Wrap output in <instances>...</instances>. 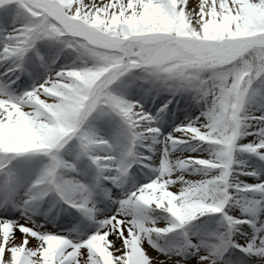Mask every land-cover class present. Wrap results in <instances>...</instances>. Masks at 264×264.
Segmentation results:
<instances>
[{"label":"snow or ice","instance_id":"1","mask_svg":"<svg viewBox=\"0 0 264 264\" xmlns=\"http://www.w3.org/2000/svg\"><path fill=\"white\" fill-rule=\"evenodd\" d=\"M238 153L264 161V0H0V264H264Z\"/></svg>","mask_w":264,"mask_h":264},{"label":"rangeland","instance_id":"2","mask_svg":"<svg viewBox=\"0 0 264 264\" xmlns=\"http://www.w3.org/2000/svg\"><path fill=\"white\" fill-rule=\"evenodd\" d=\"M167 98V94H162L160 100L158 99L154 104H152V109L153 111L155 110V108L159 107V104L161 103L162 99H166ZM179 100V103L176 102V100H173V103L169 105V111L166 112L163 115V120L161 122V131L162 132H167L171 129V127H174L176 123L179 122L180 119L184 118V112L181 111V109L185 106L186 101L180 100L179 98H177ZM148 103H152L151 97H149ZM147 106V105H146ZM158 155V154H157ZM237 160L241 161V163H239L238 165H236V167L238 168V173L235 175L234 177V181L236 183H240V184H252V183H257L259 182L260 179H264L263 178V169L261 166V162L264 161H259L258 162H253L250 159H245V157L241 154H237ZM155 159V157H154ZM135 167V166H134ZM255 171L257 173L256 176L253 175H247V174H240V172L243 173H248V172H252ZM144 173L147 174L148 170L144 169ZM145 179L144 176H141V181L143 182V180ZM239 179V180H238ZM246 193H237V196L240 197H245ZM227 211L229 212V214L234 215V216H240L242 215V208L240 206L237 205H230L227 209ZM257 212H259V210H257ZM259 215L261 217H264V212H259ZM213 221L212 227H216L217 223L219 221V216H211L210 217ZM192 224H196L197 226V221H193ZM245 229H252L251 227H249L248 225H244ZM236 252H238V254H241V251L239 249H235ZM254 257H249L246 258L244 261H249V260H254Z\"/></svg>","mask_w":264,"mask_h":264},{"label":"bare ground","instance_id":"3","mask_svg":"<svg viewBox=\"0 0 264 264\" xmlns=\"http://www.w3.org/2000/svg\"><path fill=\"white\" fill-rule=\"evenodd\" d=\"M198 2V0H197ZM71 57H69L70 59ZM64 59V57L62 56L61 57V60L58 61V63L62 62ZM145 87H147L145 85ZM132 91H136L135 88L132 89ZM161 96H157L156 97V101L159 99L160 100ZM180 100H183L185 101L184 98H179ZM238 154H241L245 157V159H250L253 161V162H258L260 163V160L258 157H256L255 155L253 154H250V153H238ZM261 166H262V169L264 170V162H261ZM249 173V172H248ZM263 175V178H264V171L262 173ZM239 180V179H238ZM244 198H247V199H250V200H255V199H259V194L257 193H246L245 194V197ZM256 213H253V215H255ZM197 221V226H203L205 229H214L215 227H212V224H213V221L210 217H200ZM193 223V222H192ZM194 225V224H193ZM196 225V224H195ZM248 232H252L253 229H247ZM171 235V234H169ZM246 258H248V256H246L244 253L241 252V254H238V252H236V250L233 251V255H232V259L233 260H241V261H244Z\"/></svg>","mask_w":264,"mask_h":264}]
</instances>
